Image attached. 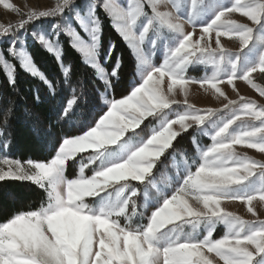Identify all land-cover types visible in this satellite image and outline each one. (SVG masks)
<instances>
[{
	"label": "snow or ice",
	"instance_id": "obj_1",
	"mask_svg": "<svg viewBox=\"0 0 264 264\" xmlns=\"http://www.w3.org/2000/svg\"><path fill=\"white\" fill-rule=\"evenodd\" d=\"M98 2L91 0L83 13L72 0H58L45 11L24 12L9 0H0L5 9L21 16L14 24H0V39L9 38L8 55L55 95L54 82L34 62L22 37L31 35L54 55L67 84L69 70L64 66L59 38L61 33L70 36L72 46L102 82L103 97L120 80L122 61L117 45L110 41L104 62H112L111 70L100 62ZM163 4L164 0H152V14L148 15L140 0H133L128 10L105 0L100 6L113 18L136 58L139 79L120 98L113 96L103 104L98 101L96 118L87 130L81 128L76 135L66 131L50 157L24 162L6 156L0 159V181H28L45 194L38 207L14 212L0 221V264H214L213 254L223 264H264V220H246L221 207L224 200H239L256 216L253 201L264 202V160L236 150L237 145H245L264 153V104L241 97L238 105L220 87L225 78L233 88L236 79L256 87L252 74L264 72V0H235L231 6L219 0L211 4L170 0V6L161 11ZM66 10L89 34L90 42L74 30L72 20L64 15ZM234 12L250 18L255 27L226 19ZM50 17H60L50 31L28 32V24ZM140 17L143 20L137 29ZM197 19L203 26L200 39L193 42ZM186 22L193 25L192 32L185 30ZM213 32L215 48L211 46ZM222 36L239 40V50L225 48ZM159 48L165 50L164 59L154 64L151 57ZM198 63L212 66L211 75L198 82L227 100L222 108H198L189 102L192 79L186 73L190 65ZM0 67L5 69L8 86L15 89V64L3 51ZM177 88L182 101L175 98ZM258 91L264 96V88ZM85 95L83 88L79 93L71 89L70 98L54 111L55 118L71 120L74 107L80 106ZM35 100L40 102L38 91ZM173 105L181 109L174 118ZM189 130H194L191 145L195 155L181 161L178 187L162 199L147 223L136 224L134 217L143 214L136 201L139 189L132 182L147 188L155 179L150 174L159 159L169 149L174 151L177 138ZM200 135L210 136L211 143L199 144ZM86 150L93 153L87 164L81 161L79 174L67 177L68 161ZM87 165H96L91 176L84 174ZM221 223L227 230L214 238L215 226ZM201 228L205 230L202 238Z\"/></svg>",
	"mask_w": 264,
	"mask_h": 264
},
{
	"label": "trees",
	"instance_id": "obj_2",
	"mask_svg": "<svg viewBox=\"0 0 264 264\" xmlns=\"http://www.w3.org/2000/svg\"><path fill=\"white\" fill-rule=\"evenodd\" d=\"M97 16L101 20L102 36L101 50L104 61V52L111 41L117 45L116 51L121 56L122 69L120 80L112 89L111 97L120 98L127 94L131 86V79L136 76V58L127 43L122 39L113 25L108 13L98 7ZM63 61L69 67L67 84L64 83L60 66L54 55L49 54L38 42L30 44L29 51L34 62L44 71L55 84V95L49 92L48 87L39 79L23 70L18 61L13 60L7 53L8 44H4L3 50L7 59L15 64L17 87L10 88L7 84L5 69L0 67V126L3 129V137L10 141L13 154L22 161L28 158H45L54 154V145L58 141V135L71 130L73 135L79 134L81 128L87 129L91 125L97 113V102L101 104L100 93L104 91L102 82L96 78L94 69L86 64L82 55L72 46V39L68 35H62ZM114 59V58H113ZM110 71L112 62L106 64ZM71 86V87H70ZM84 89L85 98L80 101L79 107H74L71 120L56 119L54 111L59 110L66 98H70L71 89L77 93ZM39 92L40 102L35 100L36 92ZM6 121V122H5ZM194 130H189L177 138L173 149L165 152L164 156L156 164L155 172L162 169L163 164L170 160L175 151L181 148L189 149ZM80 157L69 160L65 174L69 178L77 175ZM89 170L88 173H91ZM143 189L144 184L132 182ZM45 199L44 190L34 183L7 179L0 182V221L6 220L14 212L36 208ZM92 202L93 200H87ZM136 224L146 222V217L134 218ZM121 223H124L122 221Z\"/></svg>",
	"mask_w": 264,
	"mask_h": 264
},
{
	"label": "rangeland",
	"instance_id": "obj_3",
	"mask_svg": "<svg viewBox=\"0 0 264 264\" xmlns=\"http://www.w3.org/2000/svg\"><path fill=\"white\" fill-rule=\"evenodd\" d=\"M9 2L14 3L22 11L27 12L29 10H34V11L48 10L50 8L55 7L58 0H9ZM59 2H62V0H59ZM89 2H91V0H72V4L79 6L81 8L82 13L85 10L84 6ZM104 2L105 0H99L97 8L102 7L100 5H102ZM112 2L115 3L121 9L128 10V6L133 3V0H112ZM181 2L183 3V0H181ZM205 2L211 4V3L216 2V0H205ZM219 2L226 3L229 6H231L233 3H235V0H219ZM242 2H247V0H242ZM140 3L143 5L144 13L151 15L152 14V0H140ZM166 6H170V0H164V4L161 6L160 10L161 11L166 10ZM64 15L72 20V26L74 30L80 35L81 39H83L86 43L90 42L89 34L86 31H84V29L82 28V26L80 25L77 19H72V13L69 10H66ZM108 15L110 16L109 13ZM110 18L112 19V22H113V18L111 16ZM20 19H21V16L18 13H15L11 11L10 9H5L3 5H0V24L4 26H8L10 24L16 23ZM182 19L184 21H187V15L182 13ZM226 19L234 20L239 23H246V24H249L250 26L255 27L254 23L250 20V18L243 16V14L240 12L231 13L229 16L226 17ZM58 20H60V17L41 18L39 21L35 22V24L33 23L28 24L26 28L29 33L33 30H38V29L50 31L51 25L57 23ZM141 20H143V17H140L137 20V25H136L137 29L140 26ZM113 25H114V22H113ZM202 26L203 25H202L201 20L197 19L196 31L193 32V35H192L193 42L200 39V32H201ZM185 30L188 32H192L193 25L186 22ZM62 35H65V34L61 33V36L59 38L60 41H61ZM22 38L25 41L28 51H29L30 44L37 42L32 38L31 35H27L26 37H22ZM220 42L225 48L232 50V51H238L240 48L239 40L234 39V38L222 36L220 38ZM200 43L201 45H203L205 41L202 40L200 41ZM4 44L9 45V38L4 37L0 39V51L4 52L3 50ZM211 46L213 48L217 46L215 43V33L214 32L212 34ZM164 51L165 50L163 48H159L155 52V54L151 57V60L154 64H160L163 62ZM62 52H63V47H62ZM102 55H103V52L101 50L100 62L102 66L106 70H108L106 66L107 63H105L101 59ZM62 59H63V55H62ZM64 66L67 67L69 70V67L66 66L65 63H64ZM212 71H213V68L210 64L206 65L203 63H198V64L190 65L186 73V78L192 79V82L189 84V89H190L189 96H188L189 102L192 104H195L198 108H209V107L222 108V105L224 103H227V100L224 97L219 96L217 93H215V90L212 89L210 86L205 85L204 87H202L201 84L198 82L200 78H202L203 76L205 75L210 76ZM15 73H16V68H15ZM138 79H139V74L136 71V76L133 79H131V84H133ZM252 79L256 87H254L252 84H249L247 81L236 79L234 81L235 88H233L232 85L227 84L226 78L224 82L220 84V87L226 93L227 98L237 101L238 105L240 103L241 97L245 99L255 100L258 104H264V96H261L260 92L258 91V88H264V72H260L259 70H257L256 72L252 74ZM167 83H168V78L166 77L165 78V90H166ZM0 86H1V83H0ZM111 93H112V90L110 92L105 93L103 97H101L100 95L101 104L106 103L109 99L112 98ZM175 98L180 101H182L184 98L179 88H177ZM180 110L181 109L178 108L176 105L172 106L171 111L173 114V118H174V113ZM174 127L178 128L179 126L177 125ZM64 134L65 133L58 135V138H60ZM197 140H198V143L201 144L202 146H207L211 143L210 136L208 135H200L197 137ZM189 147H190L189 149L181 148L175 151L171 159L166 161L165 164H163L162 169L157 172H155V167H156L155 165L153 173L150 174V175H154L155 179L153 180L151 184L147 186V188H145V185L143 186L142 190L139 187H137L139 189L138 196L136 197L138 211L143 214L142 217L144 218L146 217L145 223H147V219L151 215L152 211H154L155 208L158 206V204L162 202V199L165 196H170L174 194V190L176 189V187H178L177 182H176L177 177L181 174V170H182L181 161L183 159H186L187 157L195 155L194 149L192 148V145H191V141H190ZM236 150L241 153H246L248 156L254 159L264 160V153H260L256 149L248 148L245 145H237ZM92 154H93L92 150H86L83 153H77V155L74 157V158L80 157L79 164L77 167L78 168L77 175L79 174V167H80L81 161H84L85 164H87V157ZM5 156L10 159H19L11 151L10 141L8 138L3 137V129L0 126V159L4 158ZM67 166H68V163H67ZM67 166H66V169H67ZM94 167H96V165H87L84 169L85 176H91L92 171L91 173H88V171L93 170ZM88 199L93 200L92 198H88ZM87 202L90 204L93 203V201L92 202L87 201ZM253 206L256 208V212H257L256 216H254L251 212L248 211V205L246 203L241 202L239 200H236V201L224 200L221 204V207H223L226 211L235 213L236 215H239L240 217L246 220H256L257 218L264 220V202H261L259 200H254ZM134 218L138 220V218L140 217L138 216ZM122 221L124 220L122 219L121 222ZM189 230L190 229L188 228L185 229V231H189ZM226 230L227 229L224 224L222 223L217 224L213 232L214 238H220L221 236L225 234ZM199 233H200V237L202 238L203 235L205 234V230L201 228L199 230ZM212 258L214 260V264H223V261L219 260V258H216L214 254L212 255Z\"/></svg>",
	"mask_w": 264,
	"mask_h": 264
}]
</instances>
